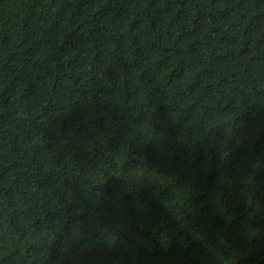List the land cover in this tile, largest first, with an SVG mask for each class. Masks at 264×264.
Here are the masks:
<instances>
[{
    "label": "trees",
    "instance_id": "16d2710c",
    "mask_svg": "<svg viewBox=\"0 0 264 264\" xmlns=\"http://www.w3.org/2000/svg\"><path fill=\"white\" fill-rule=\"evenodd\" d=\"M0 264H264V0H0Z\"/></svg>",
    "mask_w": 264,
    "mask_h": 264
}]
</instances>
